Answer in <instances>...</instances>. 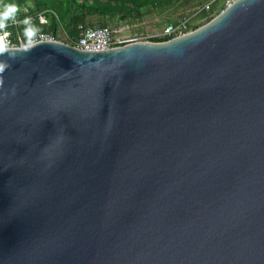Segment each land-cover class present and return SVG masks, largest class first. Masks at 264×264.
Segmentation results:
<instances>
[{
    "label": "water",
    "instance_id": "95a60500",
    "mask_svg": "<svg viewBox=\"0 0 264 264\" xmlns=\"http://www.w3.org/2000/svg\"><path fill=\"white\" fill-rule=\"evenodd\" d=\"M0 67V264H264V0Z\"/></svg>",
    "mask_w": 264,
    "mask_h": 264
},
{
    "label": "trees",
    "instance_id": "16d2710c",
    "mask_svg": "<svg viewBox=\"0 0 264 264\" xmlns=\"http://www.w3.org/2000/svg\"><path fill=\"white\" fill-rule=\"evenodd\" d=\"M182 0H4V8L8 4H15L17 12L15 19L20 21L18 30H32L52 33L57 40L70 44H75L80 25L99 27L112 26L116 24L121 17L129 19L132 23L143 21L148 13L162 12L164 9H171L177 6ZM212 1L208 9L203 6L194 8L195 20H188L187 29H195L201 26L207 18L213 17L225 8V3L219 4L218 0ZM207 2V3H208ZM0 10L2 12L4 10ZM27 9V10H26ZM51 10L47 12L48 22L41 24L38 21L30 20L25 24V17H30L38 12ZM186 16L181 17L180 19ZM97 18V21L94 19ZM179 20L172 23L178 24ZM9 19L5 22H9ZM172 38L171 36H152L151 41H164Z\"/></svg>",
    "mask_w": 264,
    "mask_h": 264
},
{
    "label": "built area",
    "instance_id": "2783aa9c",
    "mask_svg": "<svg viewBox=\"0 0 264 264\" xmlns=\"http://www.w3.org/2000/svg\"><path fill=\"white\" fill-rule=\"evenodd\" d=\"M234 1L235 0H225V6L230 5ZM3 3L4 0H0V10L3 9ZM211 3L212 1L206 3L203 8L208 9ZM47 12L52 11L44 10L28 18H30V20H36L41 24H46L48 22ZM190 17L191 16L180 19L178 24L169 23L158 36L175 37L190 31L191 29H187V22ZM17 23L18 21L4 22L3 25L0 26V48L19 47L20 45L28 46L38 41L57 40L52 33L48 32L32 30L26 32V30L20 31L17 28L12 29ZM79 28V36L74 45L89 51L105 50L129 42L142 40L141 37L137 36L125 38L121 34L122 29L114 26L92 27L80 25Z\"/></svg>",
    "mask_w": 264,
    "mask_h": 264
},
{
    "label": "rangeland",
    "instance_id": "374dc122",
    "mask_svg": "<svg viewBox=\"0 0 264 264\" xmlns=\"http://www.w3.org/2000/svg\"><path fill=\"white\" fill-rule=\"evenodd\" d=\"M207 2H204V0H182L172 9H164L161 10L162 12H152L146 14L141 22L132 23L129 19L121 17L118 21H116V24L112 26L121 28V34L125 38L137 36L141 37L142 40H149L152 36L160 35L165 26L176 20L174 13H178L179 18L182 16H191V20L197 21L196 15H194V8L196 6H202ZM218 2L219 4H222L223 0H218ZM97 20V18L94 19V21Z\"/></svg>",
    "mask_w": 264,
    "mask_h": 264
},
{
    "label": "clouds",
    "instance_id": "9594fccd",
    "mask_svg": "<svg viewBox=\"0 0 264 264\" xmlns=\"http://www.w3.org/2000/svg\"><path fill=\"white\" fill-rule=\"evenodd\" d=\"M17 12V6L15 4H8L5 6L4 10L0 12V26L3 25V23L9 19H15V13ZM24 23L28 24L30 23V18L25 17ZM28 30L26 29V32ZM2 67H0V71H2Z\"/></svg>",
    "mask_w": 264,
    "mask_h": 264
},
{
    "label": "crops",
    "instance_id": "0c3cea01",
    "mask_svg": "<svg viewBox=\"0 0 264 264\" xmlns=\"http://www.w3.org/2000/svg\"><path fill=\"white\" fill-rule=\"evenodd\" d=\"M225 0H223V2H224ZM3 8H4V4H3ZM172 9V8H171ZM177 12V11H176ZM174 15H175V17H176V20H179L180 18H179V15H178V13H174ZM183 17V16H182ZM12 21H18V20H11V21H9V22H12ZM36 21V20H35ZM19 23H20V21H18V23H17V25L16 26H14L12 29H16L17 28V26L19 25ZM116 27V26H115ZM18 29V28H17ZM24 30V29H23Z\"/></svg>",
    "mask_w": 264,
    "mask_h": 264
}]
</instances>
